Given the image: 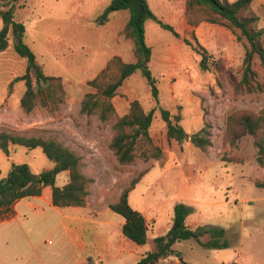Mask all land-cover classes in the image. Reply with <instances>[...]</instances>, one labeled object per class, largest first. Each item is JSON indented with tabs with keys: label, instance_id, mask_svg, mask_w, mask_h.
Here are the masks:
<instances>
[{
	"label": "rangeland",
	"instance_id": "374dc122",
	"mask_svg": "<svg viewBox=\"0 0 264 264\" xmlns=\"http://www.w3.org/2000/svg\"><path fill=\"white\" fill-rule=\"evenodd\" d=\"M0 2L5 6L7 1ZM111 2L18 0L0 9V30L4 26L2 11L13 6L15 20L26 26L25 42L36 53L45 73L55 78L56 86L53 99H40L31 113L22 109L25 83H16L11 94L9 85L25 74L27 61L15 51L11 35L9 47L0 52V130L57 141L80 156L82 171L92 180L85 210L92 219L123 222L109 206L131 181L146 172L129 197L132 207L145 215L149 225V241L143 250L156 249L153 239L165 235L173 226L174 207L179 202L193 210L187 219L190 228L226 229L230 248L205 249L195 241L177 243L174 250L183 260L174 255L159 264H264V165L258 161L255 138L246 136L233 141V126L229 124L231 118L244 114L264 121V89L236 90L243 74L247 39L239 41L226 27L206 22L201 10L188 11L187 0H148L155 15L181 36L175 37L153 21L146 23V40L153 52L150 68L158 81L159 101L137 73L111 100L115 116L104 122L101 110L83 114L82 101L88 95L104 98L103 89L120 75L116 59L123 63L136 61L134 44L124 33L129 12H116L104 24L98 22ZM249 15L256 16V26L264 29V0H255ZM195 37L211 56L209 71L200 69L201 56L183 43L188 39L196 44ZM254 67L258 81L264 85V69L258 56ZM135 100L146 112L155 109L150 135L163 157L137 159L125 166L118 162L110 145L116 119L127 114ZM160 109L170 111L173 118L179 116L180 125L189 134L207 127L211 147L203 152L189 141L182 145L170 141ZM13 163H27L35 173L54 167L41 149L29 151L13 146L9 158L0 150V177L11 171ZM68 178V173H62L57 184L64 185ZM71 209L45 204L43 215L28 213L26 218L15 221L7 228L10 237L17 240L10 244L1 241V255L14 264H76L83 252L62 236L69 221L60 210L67 213ZM44 221L50 226H42ZM90 262L129 261H101L96 257Z\"/></svg>",
	"mask_w": 264,
	"mask_h": 264
},
{
	"label": "trees",
	"instance_id": "16d2710c",
	"mask_svg": "<svg viewBox=\"0 0 264 264\" xmlns=\"http://www.w3.org/2000/svg\"><path fill=\"white\" fill-rule=\"evenodd\" d=\"M7 1L4 6L0 2V9L7 7L14 1ZM255 0H187L188 11L201 10L205 13V21L221 25L229 29L240 41L245 37L248 44L245 46L244 69L241 80L236 85L237 92H258L264 85L258 81V73L254 67L255 57L258 56L264 69V29H259L256 24L258 18L249 15V10ZM120 11L129 12V20L125 27V36L130 39L135 48L136 61L123 63L118 61L120 75L109 83L102 91L104 98L97 95H88L81 103V112L92 115L101 110L100 119L104 122L115 116V107L111 100L116 97L118 90L131 76L140 73L151 87L153 98L159 101V88L157 78L152 73L150 63L152 48L146 40V23L153 21L162 29L170 31L175 37H181L175 28L160 20L151 10L148 0H112L105 9L98 22L104 24L109 16ZM3 28L0 30V52L9 47L10 36L14 39V48L17 54L27 61L24 75L14 78L9 85V94L12 93L16 83L24 82L25 91L21 97V107L27 112H33L40 99H53L56 94L55 78L45 73L44 66L39 62L36 53L25 42L26 26L15 20L13 6L2 11ZM196 44L188 39L183 43L193 52L201 56L199 64L203 72L210 70L208 50L203 47L195 37ZM111 65H108L110 67ZM162 120L167 124V137L170 141L182 145L189 141L197 149L206 152L212 145L211 134L207 127L189 134L181 125V118L172 117L170 111L160 109ZM229 123L230 135L233 141L252 136L258 148V161L264 165V121L251 114L235 116ZM155 119V109L146 112L142 104L135 100L131 103L129 112L118 117L113 126L114 136L111 149L121 165H131L137 159L143 161L160 160L163 157L161 148L155 145L150 130ZM13 146H20L34 151L41 149L46 158L54 164L53 169L35 173L27 163H13L11 171L0 177V222L14 215V206L25 198L40 197L46 188L52 191V204L57 208L86 207L89 196L88 186L92 182L82 171V160L75 152L64 144L45 140L38 137H26L11 134L0 130V150L6 157L12 155ZM62 173H68L69 178L63 186L57 184V178ZM146 172L131 181L118 200L110 204L109 208L124 220L123 235L139 246L147 245L149 241V225L145 215L134 209L130 204V194L141 181ZM192 208L179 202L174 207L173 226L162 236L153 239L156 249L149 252L136 264H159L171 256L182 259L176 254L174 246L177 243L195 241L205 249H227L231 247L227 239V231L223 227H198L196 230L187 224ZM204 238H207L204 241ZM187 264V262H182ZM88 264H94L89 262Z\"/></svg>",
	"mask_w": 264,
	"mask_h": 264
},
{
	"label": "crops",
	"instance_id": "0c3cea01",
	"mask_svg": "<svg viewBox=\"0 0 264 264\" xmlns=\"http://www.w3.org/2000/svg\"><path fill=\"white\" fill-rule=\"evenodd\" d=\"M63 186V185H62ZM49 194L46 195V192ZM52 191L46 188L40 197L25 198L17 202L14 206V215L0 222V242L10 244L13 239L9 235L8 226L14 225L15 221L21 218H26L28 213L43 215V205L47 204L53 207ZM72 208L69 212L60 213L68 224L64 225L62 236L70 241L72 245L79 248L83 252L82 259L76 264H88L93 258H99L101 261L112 260H128L124 264H136L149 252L143 250L145 246H139L126 238L123 235V222L106 223L99 217L92 219L88 217L89 212H86V207H66L59 209ZM59 211V210H58ZM42 226H50L44 221ZM171 227L168 228V231ZM12 229V228H10ZM30 242V241H29ZM23 243V242H22ZM25 244V243H24ZM26 245V244H25ZM88 249V251H87ZM87 251V253H86ZM1 252V251H0ZM9 255V250L7 251ZM92 254V257L88 254ZM0 264H14L0 253Z\"/></svg>",
	"mask_w": 264,
	"mask_h": 264
},
{
	"label": "water",
	"instance_id": "95a60500",
	"mask_svg": "<svg viewBox=\"0 0 264 264\" xmlns=\"http://www.w3.org/2000/svg\"><path fill=\"white\" fill-rule=\"evenodd\" d=\"M183 260V259H182Z\"/></svg>",
	"mask_w": 264,
	"mask_h": 264
}]
</instances>
